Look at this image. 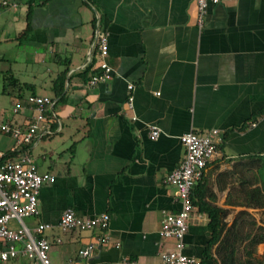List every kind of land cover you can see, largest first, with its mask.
Wrapping results in <instances>:
<instances>
[{"label": "crops", "instance_id": "crops-1", "mask_svg": "<svg viewBox=\"0 0 264 264\" xmlns=\"http://www.w3.org/2000/svg\"><path fill=\"white\" fill-rule=\"evenodd\" d=\"M9 1L16 6L0 14V43L26 54L30 79L13 71L35 87L25 96L54 99L56 78L70 68L66 99L48 108L58 129L30 150L38 171L56 181L43 187L39 215L24 219L31 230L51 226L45 236L54 264H162L177 241L162 235L163 220L181 209L166 178L184 159L181 137L190 132L218 130L222 142L196 185L185 253L221 264L218 243L206 252L207 207L227 228L241 219L264 226V0L210 3L203 27L197 0ZM28 14L32 30L19 40ZM98 30L109 38L113 77L93 86L102 73ZM92 62L95 75L85 80L79 74ZM33 115L4 110L0 122L24 125ZM152 126L161 130L156 141ZM2 141L0 151L15 146L3 150ZM69 209L82 218L109 214V227L63 232ZM91 244L92 257L81 258Z\"/></svg>", "mask_w": 264, "mask_h": 264}, {"label": "built area", "instance_id": "built-area-1", "mask_svg": "<svg viewBox=\"0 0 264 264\" xmlns=\"http://www.w3.org/2000/svg\"><path fill=\"white\" fill-rule=\"evenodd\" d=\"M219 2L220 0H197L200 27L204 25L209 4ZM15 6L12 1L0 0V14ZM93 46L101 58L102 70L101 74L95 75L89 81V84L94 86L111 80L113 69L107 62L108 36L98 30L93 38ZM133 88L129 85L130 90ZM27 104L28 107H25L22 102H15L12 112L17 116L26 108L33 111L31 122L24 125L0 122V134L11 137L15 142V146L9 151L12 157L7 158V152L0 151V262L5 263L23 256L30 264H54L49 256L52 244L45 236V232L51 226L40 224L31 230L24 223V219L39 215L40 193L43 187L56 181L51 173L38 171L30 154L31 147L57 131L52 129L46 117L48 108L55 104V100L32 95L28 96ZM220 135L218 130H214L204 135L190 132L181 137L186 150L185 157L180 166L166 178V183L176 188L181 209L176 214L166 215L161 229L164 237L174 238L177 241L172 251L162 255V264H202L201 260L185 253V237L190 222L196 217L191 202L193 190L217 153L222 142ZM160 137L161 130L157 126H152L151 140L156 141ZM198 218L203 219L204 215L199 214ZM110 219L109 214L82 218L74 210L69 209L63 214L59 225L63 232L107 229ZM13 222H16V227L11 226ZM94 250L95 246L91 244L80 250L79 255L87 259L92 257Z\"/></svg>", "mask_w": 264, "mask_h": 264}, {"label": "trees", "instance_id": "trees-1", "mask_svg": "<svg viewBox=\"0 0 264 264\" xmlns=\"http://www.w3.org/2000/svg\"><path fill=\"white\" fill-rule=\"evenodd\" d=\"M31 14H28L27 27L21 33L19 40L28 39V35L32 30L30 25ZM94 62L87 66L84 72L79 75L83 76V79L88 80L95 75L93 70ZM70 68H66L61 73H59L53 86L54 100L64 101L66 99L65 94V84L68 80V72ZM94 71V73H92ZM92 73V74H91ZM89 74L90 78H89ZM35 90L33 85L28 83H23L18 77H16L13 71H9L5 76V85L3 87V94H8L13 97L15 102H22L25 107L28 106L27 98L28 96H37L35 92H31L27 97L25 96L26 91ZM46 117L51 124L53 130L58 129V122L54 117L52 111L48 110ZM17 154V153H16ZM16 154L15 157H16ZM7 152V158L12 157ZM197 186L193 190L191 196V202L194 204V193ZM209 213L210 222L209 227L212 229L213 238L211 241V246L207 248V255L209 254V249L218 243L217 255L221 264H264V255H260L258 248L264 243V226H259L258 223L250 219H241L235 221L232 226L228 227L226 224L219 219V213L215 209L207 207ZM246 214V213H245ZM227 228V229H226ZM226 232L224 233V231ZM224 233V234H223Z\"/></svg>", "mask_w": 264, "mask_h": 264}, {"label": "rangeland", "instance_id": "rangeland-1", "mask_svg": "<svg viewBox=\"0 0 264 264\" xmlns=\"http://www.w3.org/2000/svg\"><path fill=\"white\" fill-rule=\"evenodd\" d=\"M1 23L2 18L0 17V37H1ZM26 54L24 52H19V49L13 50L12 47L0 43V112L4 110L12 111L14 107V99L8 94H3V87L5 85V76L11 70L18 73V76L21 77L23 81H28L30 79V67L24 62ZM16 61V62H15ZM45 69V68H44ZM46 72V71H45ZM22 73V74H21ZM45 73L41 74L43 76ZM43 94V93H42ZM0 140H3L4 144L3 150L7 147L10 148L14 144V140L8 136L0 135ZM2 144V145H3ZM1 149V146H0ZM12 227H16L15 223L11 224ZM0 264H18L14 260ZM20 264H24L21 262Z\"/></svg>", "mask_w": 264, "mask_h": 264}]
</instances>
